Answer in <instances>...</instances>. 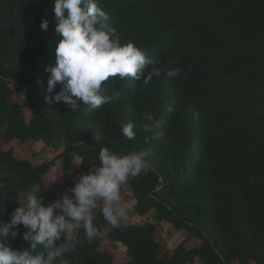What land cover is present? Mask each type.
<instances>
[{"label":"trees","instance_id":"obj_1","mask_svg":"<svg viewBox=\"0 0 264 264\" xmlns=\"http://www.w3.org/2000/svg\"><path fill=\"white\" fill-rule=\"evenodd\" d=\"M97 2L122 44L182 74L161 71L147 84L110 77L103 85L109 103L96 110L81 104L73 113L51 98L61 84L46 91L45 69L55 65L61 39L53 0H0V222L33 184L45 203L69 190L57 195L47 185L53 161L18 158L30 141L79 158L85 173L99 166L103 146L119 155L147 150L153 170L123 185L122 200H133L136 216L155 214L187 237L166 253L157 224L113 228L99 208L100 235L65 253L66 264H115L99 250L104 239L126 248L124 264H264V0ZM144 113L154 115L148 132ZM129 122L132 140L121 134ZM18 229L10 245L27 249Z\"/></svg>","mask_w":264,"mask_h":264},{"label":"clouds","instance_id":"obj_2","mask_svg":"<svg viewBox=\"0 0 264 264\" xmlns=\"http://www.w3.org/2000/svg\"><path fill=\"white\" fill-rule=\"evenodd\" d=\"M53 12L57 20L54 32L61 39L55 49V65L45 69L50 73L46 91L51 94L61 84L60 91L51 98L73 113L81 104L96 110L109 103L103 85L110 77L142 80L147 84L161 71L170 78L182 74L179 68H157L159 60L134 43L122 44L117 29L108 23L109 16L97 0H53ZM40 28L48 30V19L41 21ZM143 118L146 122L141 127L148 132L154 115L144 113ZM121 134L135 139L136 126L132 122L123 125ZM149 154L144 150L119 155L103 146L98 153L99 166L82 175L53 202L45 203L40 195L41 186L33 184L24 194L26 204L15 207L8 222H0V264H56V261L66 264L65 253L73 251L77 244L93 242L100 235L94 224L98 201L103 202L101 214L107 224L121 227L127 221L121 188L153 170L147 159ZM18 226L25 229L22 239L28 248L24 250L10 245L21 235ZM81 229L86 241L80 237Z\"/></svg>","mask_w":264,"mask_h":264},{"label":"rangeland","instance_id":"obj_3","mask_svg":"<svg viewBox=\"0 0 264 264\" xmlns=\"http://www.w3.org/2000/svg\"><path fill=\"white\" fill-rule=\"evenodd\" d=\"M15 98L19 103H23V97L21 95H16ZM29 144L30 146L28 149L19 152L18 158H27L36 164L42 163L43 161H53V168L47 175L46 182L55 194L60 195L66 188L70 189V180H73V182L76 183V181H74L75 177L80 173L78 171L80 162L79 158L63 157L61 156V149H48L41 142L30 141ZM20 201L22 206L26 204L25 197H21ZM122 202L127 205V221L124 223L145 224L146 222H152L158 225L161 237L165 241L166 253L173 252L179 243L187 237L186 233L176 231L172 226L165 222L157 223L155 214L149 213L142 218L136 216L133 211V200L126 199L124 201L122 200ZM97 204L98 206L95 209V214L99 208L103 207L102 201H99ZM99 250L110 254L115 264H124L129 260L126 254V248L120 243L104 239L99 246ZM195 264H199V262L195 261Z\"/></svg>","mask_w":264,"mask_h":264},{"label":"built area","instance_id":"obj_4","mask_svg":"<svg viewBox=\"0 0 264 264\" xmlns=\"http://www.w3.org/2000/svg\"><path fill=\"white\" fill-rule=\"evenodd\" d=\"M84 174H87V173H85V172H80V173H78V174H77L78 176L75 177V180H74V181H76V183H77L78 180L80 179V177H81L82 175H84Z\"/></svg>","mask_w":264,"mask_h":264}]
</instances>
